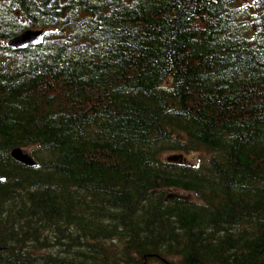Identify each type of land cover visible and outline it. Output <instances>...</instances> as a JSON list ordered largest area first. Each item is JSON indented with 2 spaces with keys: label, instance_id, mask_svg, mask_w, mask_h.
Masks as SVG:
<instances>
[{
  "label": "trees",
  "instance_id": "trees-1",
  "mask_svg": "<svg viewBox=\"0 0 264 264\" xmlns=\"http://www.w3.org/2000/svg\"><path fill=\"white\" fill-rule=\"evenodd\" d=\"M239 3L0 0V264H264V0Z\"/></svg>",
  "mask_w": 264,
  "mask_h": 264
},
{
  "label": "water",
  "instance_id": "water-1",
  "mask_svg": "<svg viewBox=\"0 0 264 264\" xmlns=\"http://www.w3.org/2000/svg\"><path fill=\"white\" fill-rule=\"evenodd\" d=\"M42 35L43 31L42 30H27L23 32L21 35L17 36L16 38L12 39L9 42V46L14 49V50H22L25 49L29 46H35L41 43L42 41ZM12 156L15 161L29 166V167H34L35 163L32 160L31 156L26 153L23 149L17 148L12 151ZM183 163V156L182 155H174V156H169L167 157V162L169 163H174L178 162ZM1 181V177H0Z\"/></svg>",
  "mask_w": 264,
  "mask_h": 264
},
{
  "label": "rangeland",
  "instance_id": "rangeland-1",
  "mask_svg": "<svg viewBox=\"0 0 264 264\" xmlns=\"http://www.w3.org/2000/svg\"><path fill=\"white\" fill-rule=\"evenodd\" d=\"M239 5L241 6V7H248L249 9L250 8H252V6H253V3H252V0H240V3H239ZM29 150L27 149V150H25V152L27 153ZM167 156V154L165 155V157ZM188 158H189V160H190V158H191V160H193V162L194 163H196L197 161H198V158H205V157H207V155L206 154H202V155H200V154H195L194 156H191V154H190V156H187ZM184 196H188V195H186V194H184ZM174 263H177V261H173ZM151 264H161V263H156V262H154V263H151Z\"/></svg>",
  "mask_w": 264,
  "mask_h": 264
}]
</instances>
